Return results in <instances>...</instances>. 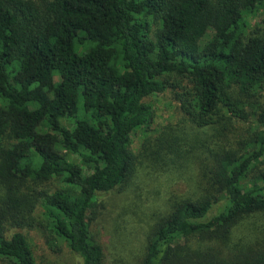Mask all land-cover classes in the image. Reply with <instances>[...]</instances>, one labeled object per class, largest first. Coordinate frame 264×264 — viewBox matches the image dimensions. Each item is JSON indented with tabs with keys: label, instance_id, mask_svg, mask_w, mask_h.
Masks as SVG:
<instances>
[{
	"label": "trees",
	"instance_id": "1",
	"mask_svg": "<svg viewBox=\"0 0 264 264\" xmlns=\"http://www.w3.org/2000/svg\"><path fill=\"white\" fill-rule=\"evenodd\" d=\"M167 91L188 127L137 153L147 98ZM252 117L264 123V0H0V264H38L16 230L34 226L106 264L100 195L149 167L193 187L155 210L140 264H264V130L225 141Z\"/></svg>",
	"mask_w": 264,
	"mask_h": 264
},
{
	"label": "rangeland",
	"instance_id": "2",
	"mask_svg": "<svg viewBox=\"0 0 264 264\" xmlns=\"http://www.w3.org/2000/svg\"><path fill=\"white\" fill-rule=\"evenodd\" d=\"M262 15L260 12L258 16L252 17L251 24L260 22ZM147 102L153 107V121L148 127L139 128L132 133V147L137 153L147 137L151 136V140H155L165 127H188L182 120L179 102L172 92L154 94L147 98ZM257 121L252 117L247 122H233L226 144L239 146L252 137V129L264 130V123ZM64 123L70 126V121L65 120ZM213 132L210 130V133ZM214 140L217 139L214 137ZM71 158L79 159L76 155H71ZM191 187L193 183L187 178V174L149 167L140 168L129 185L102 193L99 212L91 221V229L105 249L106 264H140L155 210L162 208L171 195H183ZM16 230L27 236L38 264H80L76 253L68 244L50 235L44 228L34 226Z\"/></svg>",
	"mask_w": 264,
	"mask_h": 264
}]
</instances>
